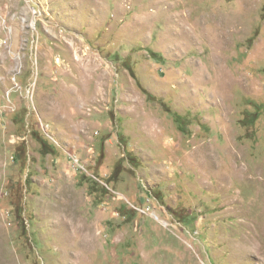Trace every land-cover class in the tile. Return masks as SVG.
<instances>
[{"label":"rangeland","instance_id":"rangeland-1","mask_svg":"<svg viewBox=\"0 0 264 264\" xmlns=\"http://www.w3.org/2000/svg\"><path fill=\"white\" fill-rule=\"evenodd\" d=\"M0 264H264V0H0Z\"/></svg>","mask_w":264,"mask_h":264},{"label":"bare ground","instance_id":"bare-ground-1","mask_svg":"<svg viewBox=\"0 0 264 264\" xmlns=\"http://www.w3.org/2000/svg\"><path fill=\"white\" fill-rule=\"evenodd\" d=\"M68 206V205H67ZM58 212V211H57ZM63 212V211H62ZM62 214H60V216H61ZM67 215V214H66ZM58 216H59V214H58ZM58 216H57V218H58ZM65 216V215H64ZM69 217V216H68ZM72 217V216H71ZM56 218V219H57ZM60 218V217H59ZM63 218V217H62ZM65 220H63L64 222L66 221V218H64ZM68 220V219H67ZM58 221V220H57ZM62 221V220H61ZM70 221V220H69ZM71 222H72V220H71ZM57 224V223H56ZM62 224H64V223H62ZM71 224V223H70ZM62 226V225H61ZM68 227V226H67ZM80 227V226H79ZM61 228V227H60ZM73 228V227H72ZM64 229V228H63ZM68 229V228H67ZM58 230V229H57ZM69 230V229H68ZM79 230V229H78ZM71 231V230H70ZM73 231V230H72ZM87 231V230H86ZM263 232V231H262ZM71 233V232H70ZM66 234H67V232H66ZM89 234V233H88ZM69 235V234H68ZM92 235V234H91ZM72 236V235H71ZM86 236H87V234H86ZM93 236V235H92ZM83 237H84V233H83ZM88 237V236H87ZM93 237H95V236H93ZM92 238V237H91ZM66 239V238H65ZM84 240V239H83ZM91 240V239H90ZM86 241V240H85ZM91 247V246H90ZM79 255V254H78ZM69 256V255H68ZM64 257V256H63Z\"/></svg>","mask_w":264,"mask_h":264}]
</instances>
